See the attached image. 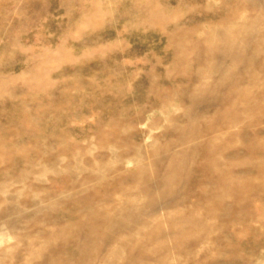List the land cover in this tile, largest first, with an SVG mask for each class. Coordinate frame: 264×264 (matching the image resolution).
<instances>
[{"label": "rangeland", "instance_id": "1", "mask_svg": "<svg viewBox=\"0 0 264 264\" xmlns=\"http://www.w3.org/2000/svg\"><path fill=\"white\" fill-rule=\"evenodd\" d=\"M240 1L161 0L162 13L171 19L160 26L142 23L148 11H137L133 0H0V75L13 77L1 89L0 128L18 115L11 98H29L31 112L38 99L50 110L41 121L46 136L40 146L54 143L26 160L0 162L7 168L0 172V264H215L211 255L217 249L226 264H264V236L258 243L247 227L259 226L255 216L230 226L241 237L237 249L216 242L221 224L217 212L208 210L211 201L197 203L198 188L214 190L225 210L234 197L210 182L200 185V151L175 162L169 157L216 132L211 169H224L219 147L228 144L229 152L246 140L230 138V132L264 125L263 72L245 82V109L236 121L212 119L217 131L196 134L208 122L197 119L182 96L197 81L188 80L184 61L181 69L175 66L177 47L169 45L178 28L204 22L216 52L232 47L231 34L240 38L234 47L244 54L236 70H246L249 41L264 33V8L240 7ZM230 5L237 9L229 22ZM203 37L189 38L198 45L187 49L193 57L189 68L203 54ZM224 65L231 69L234 62L225 58ZM203 80L213 84L217 74L209 71ZM151 86L168 89L163 103L148 98ZM180 132L189 136L176 140ZM12 135L0 132V146ZM253 156L245 166L262 167L249 173L256 188L264 185V157ZM255 192L246 184L235 196L258 210L264 186ZM180 212L197 219L182 223L186 243H178L171 223ZM207 221L211 237L199 236L196 227Z\"/></svg>", "mask_w": 264, "mask_h": 264}, {"label": "bare ground", "instance_id": "2", "mask_svg": "<svg viewBox=\"0 0 264 264\" xmlns=\"http://www.w3.org/2000/svg\"><path fill=\"white\" fill-rule=\"evenodd\" d=\"M246 1L241 0L237 5H240V7L250 5L251 7L254 6L264 8V0ZM160 4L161 0H147L145 2L143 0H133V6L137 11H148L149 17L142 18V23L146 22L154 25L165 26V24L171 18L162 13L163 9L161 8ZM236 9L237 8H235V6H229V14L227 16L229 22L233 20ZM205 26L206 24L203 22L195 24L193 26H182L178 28L170 34L169 45L177 47L175 52V66L178 69H181L180 65L182 64V61H184L185 65L182 67V70L189 73L188 80L197 81L195 87L191 91L187 92V95L185 92L184 96H182L189 100L190 105L188 108L195 111L194 115H196L197 119L201 120L202 122H208L212 119H217L220 121V123L227 124L236 121L241 112H244V105L246 102L245 90L249 85V82L247 85H245V82L249 80V77H257L264 72V33L260 37H255L254 39L251 38V40L249 41V43L252 45L253 51L251 52L250 58L247 61V65L250 64L251 66L249 68L247 66L246 70H242L240 72L236 70V61H238V58H241L240 60H243L244 53H241L238 48L234 47L237 46L236 43L239 42L240 38L236 34H231L229 39L232 47H230V49L226 51L216 52L213 49V45L209 43L210 36L205 34ZM193 33L204 36V51L201 56H197L194 59V67L189 68V64L193 61V57H191V53L188 52L187 49H195L196 47H198L197 43L195 45L194 43H189V38ZM220 34L221 33H219L218 35L221 39ZM179 37L183 39L185 38L186 44L182 43L181 46ZM241 40L244 41L248 39L245 37L241 38ZM225 58H230L232 60V63L234 62V68L231 67V69H225ZM209 71H213L217 74V80L213 84H206L203 80L204 76ZM12 78L13 77H3L0 75V93H3L1 89L4 87V85L7 84V81ZM168 94L169 91L166 88L160 86H151L149 88L148 98H150V95H153L155 97V101L163 103ZM12 96L13 95H9V97ZM28 100L29 98L23 100L24 103H19L16 102L14 98L10 99L9 105L17 108L18 117L12 116L9 122L7 121V124L1 126L0 128V132L2 133L8 135L13 134L12 136L4 137L3 140H1L2 145L0 146V162H3L5 160H9V162H12L15 156H19L20 158L26 160L29 154L49 151L54 146V143H46V140L43 142V146H40L41 141H43L46 136L44 126L42 125L41 121L45 119L47 112H49L50 110L48 111V109L46 108H41L42 104L37 99L36 110L35 112H31L25 104ZM0 113L3 114L5 112L0 111ZM183 117L187 118V115L184 114ZM261 120L263 119L261 118L260 121ZM216 123H206L207 125L205 126V128L203 130H197L196 134H206V132L210 133L211 131H217L215 130L218 126V124ZM16 124L22 126V130L19 131L18 128H14ZM95 126L97 132H101L100 123H97ZM195 135H192L191 137H194ZM187 136H189L188 133L186 135L183 132H180L179 136L177 137L178 139L176 140L184 141ZM217 136L218 134L214 132L206 141L193 145L191 147H184L181 150L172 153L169 157L171 159H174L173 161L175 162L180 157L190 156L193 151H200L202 159L197 166V169L200 172V185L204 186L205 183L210 182L215 186L214 188L221 187L223 189H226L230 194L232 193L231 196H233L234 199L233 201L231 200L227 202V210H225V206L223 207L222 205L223 199L220 197H218L219 199H217L214 195V190L209 192L208 189H206L207 187L205 188V186L198 188L199 199L197 200V203H202L206 200L211 201L212 206H210L208 210L214 213L217 212V216L215 217L221 224L219 226L220 230L214 238L216 242L218 241V243L231 244V247L233 248V250H235L237 249L236 247L238 246V242L241 237L238 236L235 232H232L230 226L237 221H243L247 216H255L257 218L256 220L259 222V226L248 224L247 227L251 230L249 237L255 239L259 243L260 239H262V237L264 236V204H262V206L258 210H256L252 207V205H246L241 202L242 195L240 196L239 194V197L235 196V193H237V191L241 193L242 188L246 184L251 190L256 192L259 189H262V187L264 186L259 185L255 188L249 176V173L253 172L254 170H256L257 172L262 171V167L258 163L245 166L247 164V161L250 162L254 160V153L259 154V157L261 158L264 157V125H259L255 128H250L249 130L245 128V132H230V138L243 137L246 140H244L243 146L237 147L236 149L229 152L226 151L228 149V144L219 147L220 150L218 151L217 155L220 160L227 165V167L224 169H211V163L215 162V152L212 153L211 149L213 142L215 141V139H217ZM244 154L247 156H244ZM235 164L240 166L238 170L232 167ZM6 169V167L0 168V172L2 171V173H5L4 170ZM124 176L120 175V177ZM113 182L114 180H112V183ZM171 191L174 192L173 189H171ZM151 204L157 206L156 201H153ZM221 205L222 209L220 210ZM185 218L186 220L192 221H195L196 219L194 217H189L185 212H180L174 216L171 222L173 224L174 234L178 239V243L188 242V239L184 237L185 235H187V228L182 224ZM212 228L213 225L209 221H207L204 225L196 227V230L199 236L203 234L204 237H211ZM220 253V250L217 249L215 254L211 255L212 261L215 264H226L225 261H222V254L220 255ZM194 261L195 260H193L191 264H202L201 262Z\"/></svg>", "mask_w": 264, "mask_h": 264}]
</instances>
